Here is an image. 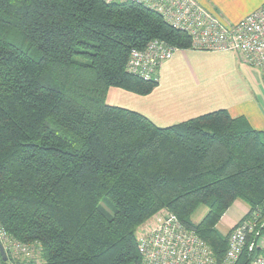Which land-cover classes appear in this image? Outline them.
Returning a JSON list of instances; mask_svg holds the SVG:
<instances>
[{"label": "trees", "instance_id": "trees-1", "mask_svg": "<svg viewBox=\"0 0 264 264\" xmlns=\"http://www.w3.org/2000/svg\"><path fill=\"white\" fill-rule=\"evenodd\" d=\"M155 40L191 49L134 2L0 0V224L41 246L38 264L137 263V230L165 208L221 258L217 225L235 200L250 207L243 219L264 215V131L245 117L220 109L160 127L107 103L111 87L154 90L127 65Z\"/></svg>", "mask_w": 264, "mask_h": 264}, {"label": "built area", "instance_id": "built-area-1", "mask_svg": "<svg viewBox=\"0 0 264 264\" xmlns=\"http://www.w3.org/2000/svg\"><path fill=\"white\" fill-rule=\"evenodd\" d=\"M105 1H129L151 9L174 28L188 33L191 49L241 52L264 73V6L227 25L197 0ZM177 50L158 40L144 49L133 48L127 70L143 80L158 81L160 67L171 60ZM136 238L140 254L136 264H237L244 252L253 254L251 264H264V215L261 210L232 228L221 258L195 229L169 211L155 226L140 227Z\"/></svg>", "mask_w": 264, "mask_h": 264}, {"label": "crops", "instance_id": "crops-1", "mask_svg": "<svg viewBox=\"0 0 264 264\" xmlns=\"http://www.w3.org/2000/svg\"><path fill=\"white\" fill-rule=\"evenodd\" d=\"M197 1L227 25L264 6V0ZM107 103L142 113L160 127L225 109L233 118L245 117L253 128L264 131V74L241 52L179 49L161 66L150 94L111 87ZM234 204L245 206L244 213L224 226L225 232L218 228L223 234L249 212L246 202L237 199Z\"/></svg>", "mask_w": 264, "mask_h": 264}, {"label": "rangeland", "instance_id": "rangeland-1", "mask_svg": "<svg viewBox=\"0 0 264 264\" xmlns=\"http://www.w3.org/2000/svg\"><path fill=\"white\" fill-rule=\"evenodd\" d=\"M152 80H154V79H152ZM100 207L106 212L107 211L111 212V208H110L109 204L105 201L104 202L102 201L100 203ZM244 210H245V206H242L241 204H234L233 206H231V208L225 214V218L222 217L221 223L219 225H217V228H219L220 231L225 232L226 228H224V226H227L229 224V222H231L236 217L241 216L244 213ZM168 211L169 210H167L166 208L159 211L156 215H154L151 219H149L146 223L142 224L140 227H146V226L153 227V226H155L159 222V218L161 219V217L165 213H167ZM207 211H208V209L206 206H204V205L200 206L192 217L193 221L197 223L200 220H202V218L205 216ZM245 215H243V216H245ZM229 232L227 233L228 235H229ZM0 240L4 245V248L6 250L7 257H8V259L6 261H4L2 258L1 252H0V264H38V263H41L43 260L42 259L41 246H39L36 243H22L21 241L10 236L5 231V229L1 226V224H0ZM246 253L247 252H244L241 255L237 264H240V262L242 261V259L246 255ZM133 264H136V263H133Z\"/></svg>", "mask_w": 264, "mask_h": 264}, {"label": "water", "instance_id": "water-1", "mask_svg": "<svg viewBox=\"0 0 264 264\" xmlns=\"http://www.w3.org/2000/svg\"><path fill=\"white\" fill-rule=\"evenodd\" d=\"M0 252H1L3 260L6 261L8 259V257H7L6 250H5L4 245L1 242V240H0Z\"/></svg>", "mask_w": 264, "mask_h": 264}]
</instances>
